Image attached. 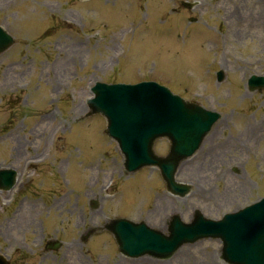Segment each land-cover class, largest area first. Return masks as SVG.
Segmentation results:
<instances>
[{"label": "rangeland", "instance_id": "374dc122", "mask_svg": "<svg viewBox=\"0 0 264 264\" xmlns=\"http://www.w3.org/2000/svg\"><path fill=\"white\" fill-rule=\"evenodd\" d=\"M182 1L0 0V23L16 36L0 54V162L20 171L18 187L0 192L13 202L0 205V250L13 264H231L214 238L167 258L125 256L104 230L82 239L113 216L162 227L174 212L220 217L264 196V87L247 88L251 74L264 75V0H188L197 2L189 11ZM190 14L198 22L185 28ZM157 74L187 98L205 89L201 102L222 113L180 164L177 178L191 185L184 196L165 188L157 166L126 171L105 118L87 115L97 79ZM49 238L63 244L44 252ZM18 244L36 249L16 254Z\"/></svg>", "mask_w": 264, "mask_h": 264}, {"label": "water", "instance_id": "95a60500", "mask_svg": "<svg viewBox=\"0 0 264 264\" xmlns=\"http://www.w3.org/2000/svg\"><path fill=\"white\" fill-rule=\"evenodd\" d=\"M13 42L14 38L0 25V53ZM249 83L251 87L264 85V76L252 75ZM143 86L98 81L93 87L95 97L88 101L91 113L101 112L107 117V132L118 141L129 170L158 165L168 185L182 191L184 186L174 181V172L199 147L220 113L189 103L163 87ZM163 135L171 141L167 155H159L154 149L156 139ZM14 176L13 172L7 174L9 186ZM196 216L199 220L203 218L200 213ZM207 223L214 224L215 232L223 237L225 255L230 259L242 264H264V199L221 221L207 220ZM126 224L113 222L108 227L116 234L122 250L132 255L150 251L166 256L199 234L192 229L174 230L167 238L163 237L168 240L163 244L160 235L153 234L144 222ZM204 228L207 232L212 230L208 226ZM164 248L169 250L160 252Z\"/></svg>", "mask_w": 264, "mask_h": 264}]
</instances>
